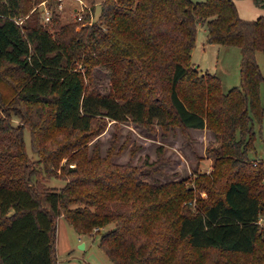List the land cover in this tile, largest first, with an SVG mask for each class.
<instances>
[{
    "label": "trees",
    "instance_id": "obj_1",
    "mask_svg": "<svg viewBox=\"0 0 264 264\" xmlns=\"http://www.w3.org/2000/svg\"><path fill=\"white\" fill-rule=\"evenodd\" d=\"M33 1L0 0V264H57L60 217L79 234L114 224L101 233L100 247L115 264H221L210 261L212 253H257L264 159L249 153L256 149L255 119L264 116L257 62L264 14L245 20L235 0H104L96 22L88 13L61 25L55 14L50 30L39 9L28 14ZM255 2L264 8V0ZM199 24L207 43L241 50V81L228 91L192 61ZM98 66L111 72L107 93L96 86ZM15 101L47 111L40 129L76 133L41 155L52 175L51 167L85 145L97 118L157 123L166 132L211 128L218 146L208 150L215 164L206 190L215 197L193 211L185 201L194 190L183 181L156 185L128 165L105 172L101 157L68 169L62 187L47 185L30 163L26 128L14 123L28 120ZM36 129L31 124L35 145Z\"/></svg>",
    "mask_w": 264,
    "mask_h": 264
},
{
    "label": "rangeland",
    "instance_id": "obj_2",
    "mask_svg": "<svg viewBox=\"0 0 264 264\" xmlns=\"http://www.w3.org/2000/svg\"><path fill=\"white\" fill-rule=\"evenodd\" d=\"M103 2L104 0H44L38 5L34 2L33 9L28 14L39 9V21L45 27L53 30L55 14L59 17L61 25L78 21L80 20L79 15L83 18L88 13L90 22H96ZM235 2L239 15L245 20H256L264 14V8L257 5L255 0H235ZM47 12L52 19L46 23ZM27 17H23L22 20ZM22 20L20 23L23 22ZM204 29L202 24L198 25L192 61L202 73L209 72L218 75L223 84V90L228 91L239 85L241 81V50L236 46L207 43ZM257 62L264 76V52L257 53ZM79 67L84 70L81 64ZM94 73L98 89L103 93L109 92L111 72L105 67L98 66ZM11 93L12 90L5 89V94ZM261 104L264 107V81L261 83ZM13 105L14 103H8L5 108L11 110ZM15 106L14 110L19 108V111L28 115V120L14 117V123L21 124L26 128L25 140L30 163L38 170L39 178L47 185L62 187L66 183L62 177L69 174L68 169L77 168L80 160L92 161V159L97 160L101 157L98 163L102 168L105 164V172L107 166L108 170H111L112 167L116 174L117 171L114 167L128 165L134 168L144 181L156 185L183 181L187 188L194 190L191 200L185 201V205L190 206L193 211H197L202 204L210 202L215 197V195L210 196L206 190L209 187L207 182L213 179L211 174L215 164V158L208 153V150L218 146L216 136L211 128L184 131L177 126L166 132L157 123L147 127L134 122L131 118L125 121L97 118L93 125L92 136L84 139L85 145L65 155L58 167H51V171L57 172L52 175L46 171L44 164L40 161L41 155L46 152L48 154L54 152L62 141L61 139L66 141L71 138L72 140L76 133L66 130L63 134H59V138L58 132L54 128L40 129L42 114L46 116L47 112L43 108L29 107L27 103H18L17 101H15ZM31 124L37 126L36 145L32 141V133L29 130ZM254 127L256 149L249 155L252 160L258 161L264 159V116L261 122L255 119ZM80 136L83 137L82 134ZM39 148L43 150L41 151ZM161 150L163 156L160 154ZM153 163H160L161 166L153 165ZM140 172L142 173L140 174ZM111 175L114 174L111 173ZM221 184L222 182L220 186ZM172 193L173 191L167 195ZM260 223L264 228L263 219ZM112 227L114 224L108 225L104 231ZM104 231L102 230V232ZM99 232L100 229H97L93 231V234H79L64 217L58 218L57 264H115L100 247L102 232ZM82 243H85L84 249L80 247ZM212 254L214 259L210 261H220L221 264L227 261L229 264H257L258 261L260 263L262 257L264 258V242H260L257 253L254 254L226 256Z\"/></svg>",
    "mask_w": 264,
    "mask_h": 264
},
{
    "label": "built area",
    "instance_id": "obj_3",
    "mask_svg": "<svg viewBox=\"0 0 264 264\" xmlns=\"http://www.w3.org/2000/svg\"><path fill=\"white\" fill-rule=\"evenodd\" d=\"M51 19H52V17L50 16V14H48V12H47V15H46V17H45V21H46V23L47 22H49V21H51ZM79 19H82V17L79 15Z\"/></svg>",
    "mask_w": 264,
    "mask_h": 264
},
{
    "label": "water",
    "instance_id": "obj_4",
    "mask_svg": "<svg viewBox=\"0 0 264 264\" xmlns=\"http://www.w3.org/2000/svg\"><path fill=\"white\" fill-rule=\"evenodd\" d=\"M80 247L84 249V248H85V243H82V244L80 245Z\"/></svg>",
    "mask_w": 264,
    "mask_h": 264
},
{
    "label": "crops",
    "instance_id": "obj_5",
    "mask_svg": "<svg viewBox=\"0 0 264 264\" xmlns=\"http://www.w3.org/2000/svg\"><path fill=\"white\" fill-rule=\"evenodd\" d=\"M215 44V43H214Z\"/></svg>",
    "mask_w": 264,
    "mask_h": 264
}]
</instances>
